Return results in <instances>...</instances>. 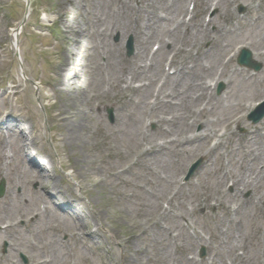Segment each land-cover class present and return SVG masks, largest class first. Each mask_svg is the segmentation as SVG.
<instances>
[{
	"label": "rangeland",
	"instance_id": "374dc122",
	"mask_svg": "<svg viewBox=\"0 0 264 264\" xmlns=\"http://www.w3.org/2000/svg\"><path fill=\"white\" fill-rule=\"evenodd\" d=\"M122 1L113 0L110 20L105 21L108 12L102 17L94 0H0V138L7 139L11 132L6 146L11 156L12 130L22 135L24 142L19 145L50 171L45 180L54 187L59 206H64L49 207V195L42 193L28 208L1 216L0 264L39 260L52 264L54 249L61 250L55 253V264H264V170L257 171L264 167V136H260L264 117L253 124L248 108L236 123L244 105L264 99V56H254L264 48V0H195L187 33L175 37H167L166 32L174 29L176 17L184 16L193 0H182L180 9L175 7L178 0H128L131 7ZM140 6L153 8L162 17L155 20L166 22L145 37L152 54L154 44L161 42L155 63L161 60L162 73L148 86L144 97L148 108L136 117L140 95L129 84H147L151 62L146 54L137 57L141 42L136 35L143 36L144 20L135 12ZM88 31L92 32L89 43L84 35ZM130 36L135 50L128 56ZM241 45H247L261 64L259 70L239 65L240 51L227 61ZM93 53L96 62L88 60ZM116 57L126 67L117 82L113 75L123 71L112 63ZM134 62L146 68L139 70ZM167 64L179 75L168 76ZM62 66L69 67L67 75ZM98 68L111 76L113 91L108 98H94L104 82L93 86L86 81V75ZM135 69L137 75L132 76ZM127 76L132 80L125 84ZM179 83L193 95L188 104L179 98ZM118 88L126 90L123 97L116 94ZM80 97L82 108L90 101L96 117L89 114L80 142L70 146L64 138L67 127L57 115L70 112L71 102H80ZM98 105L100 110L95 109ZM118 113L128 121L126 136L142 137H136L128 152L123 143L114 141L122 155L113 162L115 157L104 143L105 130L113 134L115 129L113 136L121 137ZM8 117L18 121V127L7 128ZM19 127L23 132L16 130ZM225 130L220 138L219 132ZM194 136L196 142L187 148L184 141ZM151 148L157 152L147 154ZM253 148L261 150V159L249 171L244 159ZM200 160L186 179L190 167ZM87 165L91 170L84 168ZM4 167L6 175L0 176V182L4 180L5 191L0 200L18 172L15 162ZM244 181L249 187L242 192ZM228 182L236 185L230 189ZM27 186L13 185L21 202H27L26 193L33 196L41 188L35 181ZM148 194L155 202L151 207L145 200ZM44 205L60 217H36ZM68 212L76 214L81 231L72 222L64 224L61 218ZM6 223L14 225L11 237L3 233ZM167 228L171 232L166 233ZM32 233L36 239L30 240ZM54 241L61 246L54 248Z\"/></svg>",
	"mask_w": 264,
	"mask_h": 264
},
{
	"label": "bare ground",
	"instance_id": "6f19581e",
	"mask_svg": "<svg viewBox=\"0 0 264 264\" xmlns=\"http://www.w3.org/2000/svg\"><path fill=\"white\" fill-rule=\"evenodd\" d=\"M113 3H114L113 0H94V6H95V8L97 10H99V13L101 14L102 17L107 16L106 15V12H108L109 7ZM121 4L123 6H126V7H131V2L128 1V0H123ZM181 5H182V0L176 1V4H175V7L176 8L178 7V9H180L181 8ZM178 9H174V12H178L179 11ZM73 10L75 11V9H73ZM116 12H117V10H116ZM116 12H114V16L116 15L115 14ZM135 12L138 13L139 16H141V18H142V15H143V18L142 19H144V20H141V24H140L141 33L143 34V36H140L139 34L136 35V37H138L140 39V42H141L139 44L140 46L138 45V48L139 49H138L137 57H142V56H144L146 54V57L148 58V56H149V54H148L149 48L147 49V47H146L148 40L145 37H148L147 35L151 33V30H153L154 27H159V28L160 27H163L164 24H165L163 22H166V21L165 20L164 21L155 20L157 18L158 19H160V18H159L158 15L155 14L154 9L153 8H150L148 6L145 7V8H143V9H142V6H140V7H138V9H135ZM107 14H108V18H106L105 21L106 20H110L109 19L110 13L108 12ZM98 20H101V18H98ZM110 23H112V22L109 21V24ZM142 25H144L146 27L145 28L146 31H144L142 29ZM118 28H119V26H118ZM197 28L199 29V26L198 25H197ZM187 29H188V25L184 21H179L178 20L177 21V28L166 32V36L167 37H169V36L175 37L174 34H179L180 32L182 34L187 33L186 32ZM144 34H146V35H144ZM84 35H87V42L89 43V41L92 38V32L91 31L90 32L88 31ZM158 37H159L160 40L161 39L162 40L165 39V38L163 39V37L161 36L160 32H158ZM262 39H264V38H262ZM221 48L224 51L227 50L226 47H221ZM88 52H90V51H88ZM218 54H219L218 51H216L215 54H214V56H218ZM254 56L256 58H259V56H264V51L263 52H258V53H256V55L254 53ZM117 57L115 58L114 61H112V63H114L115 66L117 64V66L120 67V68H117V67H115V68L116 69H119V70H122L123 72H121V74L117 72L116 74L113 75V79L116 82L118 81V78L117 77H119V76L121 77L123 75L122 73H124V70L126 68L124 64H121V62H119L120 57H119V59ZM156 59L157 58L154 56L153 59H152V61L155 62ZM88 60L89 61L91 60V62L92 61L96 62V56H95V54L94 53L91 54V56H89ZM229 61H231V59ZM134 64H135V66H137L139 68V70H141L142 68H146L145 66L144 67L138 66V62H134ZM161 66H162L161 60H157L156 63H154L153 65L147 67L148 69H150V70H148V74H146L147 80L149 82L147 84H144L143 86L140 85L138 87H133L134 90H138V95H140L139 98H138L139 99L138 102H140V103L135 102L136 105L134 107V112H135V116L136 117L140 116L141 113H143V111L146 108H148L147 107V104H146L147 102H145L144 97H145V94L148 92V89H149L148 86H150L151 84H153L154 78L157 76V74L162 73L161 72ZM62 67L63 68H62L61 71L62 72L65 71L64 72V75H67L68 72L66 73V71L68 70L69 67L68 68H67V66H62ZM130 69H132V68H130ZM131 72H132L131 73L132 76L137 75L136 74V69L135 70H131ZM75 74L78 75L77 77H80L79 73H76L75 72ZM59 75L60 76H63V73H60ZM176 75H179V74L177 73ZM86 76H87L86 77V81H88V83L92 84L93 86H97L99 82H102V83L104 82V84L101 87V89H98L99 91H97L95 93L94 98H99V99L100 98L101 99L108 98L109 94L112 93V91H113V88L111 86V84H112V81H111V78H110L111 76L106 75V73L102 72L100 68L96 69L95 71L89 72V74L86 75ZM132 76H131V80H132ZM129 78H130V76H127L125 78V80H124V83L125 84H127L129 82L128 81ZM168 78L169 77H167L165 80H167ZM179 78L180 77H174L173 79L175 81H177ZM183 80L180 81V82H183ZM131 82H135V81H131ZM119 83H121V82H119ZM184 87H185L184 83H179L178 89L181 90L180 91L181 94L179 95V98L181 97L182 100H183V103L188 104L190 98L193 95L191 94V91L190 90L184 89ZM74 89L75 90H79L80 88L78 86H76ZM125 91L126 90L124 88H118V91H117L116 94L117 95L119 94V95H121L123 97V94H124ZM79 99H80V102H77L76 100L71 102L72 105L70 106V109H69L70 112L66 111L65 113H59V115H57L58 120L60 122H63L64 123V126L67 127L66 135L64 136V138L66 139L68 145H70V146H77L78 143L80 142V140H81V138H80L81 131L83 129H85L86 123L90 119L89 114H91L92 116H95L96 117L95 114H93L92 112H90V109L94 110V107L93 108L90 107V101H88V100L86 101V104H85L86 106H84V109L87 110V108H88V110H89V111H86V110H84L82 108V106L84 105L83 102H81L83 98L80 97ZM99 105H98V107L95 108L96 110H98V109L100 110L101 106H99ZM237 105H238V103H236L234 105V107H236ZM248 107L249 106L244 105L241 108V112L239 113V116L236 119V122L239 123V122H241L243 120V118H244L243 117V113L247 111V108ZM116 119L118 121L117 122L118 123V126H120V128H121V129H119V131L121 133V135H120L121 137L118 138L117 136H113L114 133H115V131H116L115 129L114 130L112 129L113 130L112 132H114L113 134L111 132H108V130H105L106 131V137H105V141H104V143L106 142L105 144L108 145V150H110V154L109 155L111 157H115L114 160H112L113 162L114 161H117V159H119V155L121 153L119 151L120 149L117 150V144H115L114 141H116V140L118 141L119 140L121 143H123V145L126 146V151L128 152L129 151V146L131 144L135 143L136 137L137 138H141L142 137V136H131V135L126 136V130H127V126H128V121L126 119H124L121 116L120 113L117 114V118ZM133 120L134 119H132V121ZM164 122L167 123L165 120H164ZM69 123H70V126L73 125L72 129H70L68 127V124ZM18 124H19L18 121H16L15 119H10V117H8V119H6V124L5 125L8 128L9 126H12V127H16L17 126L18 127ZM170 124H173V123H170ZM16 130L19 131L20 133L23 132V131H21V127L16 128ZM0 133L3 134L1 130H0ZM12 133H13L12 135H13V138H14V144L11 141H9L10 147H8L9 150L12 152V155L11 156H9L7 154L8 151L6 149L7 139H10L12 137L10 135L11 132L10 133L9 132L7 133V135L9 134L7 136V139L4 138V139H6V142H4L5 145L3 144V140H4V139L2 140L3 137L0 138L1 139L0 140V176L1 175L2 176H5L6 175V173L3 172V167L4 166H7V168H8L9 164H11L13 162L16 163L17 168H18V172H17V174L14 177L15 178V181H14V179H9V185H10V187L6 191V194H5L4 198L2 200H0V217L3 216V215L10 216L12 214V212H14L15 210L20 212L24 208H28L29 204L30 203H34V201L36 200L35 198L37 196H39V198H40V195L42 193L49 195V200H48L49 207H51V205H53L54 207L57 206V208L59 210H62V207H64V206H62L61 203H60V206H59V203H58L60 201L59 197L57 195L56 196L53 195V193H52V190L54 189V187L49 188L50 184H48L47 181L45 180V175H47V177H48V174L50 173V171L46 167L41 166V164H39L36 161L35 157L32 154H29V155L26 154L27 151H26V153H24L26 149L24 148V146H22V147L20 146L21 144H23L21 142H24V141H22V135L18 134L14 130H12ZM202 135L204 136L205 134L204 133L203 134H198V138L203 137ZM260 136H264V133H261ZM107 138H109L111 140L108 141ZM196 139H197L196 136H194L192 138H190V137L186 138V140L184 141L185 146H187V148L189 146H193L194 143L196 142ZM155 148L148 149L146 151V153L147 154H154V153H156L157 152V149H155ZM259 148H260V146H259ZM131 151L132 150L130 149V152ZM260 151L261 150H258L256 148H253V149L249 150V152L246 154V157L244 159V165L246 166V168H248L249 171H250V167L255 166L256 165V162L259 159H261ZM19 153H20L21 156L19 155ZM121 155H122V153H121ZM141 156H142V154H141ZM153 159L155 161V159H157V156L154 157ZM3 162H4V164H3ZM84 168H88V170H91L90 167H89V165H87V167H84ZM263 170H264V167H263L262 170H259L258 169L257 171L258 172H262ZM123 172L128 173L127 168H125L123 170ZM122 174H124V173H122ZM26 177H28V178L26 179ZM33 181L40 182V185H41L40 187L41 188L38 191L39 193L38 192H34L33 193V196H30L29 194L26 193L25 194V197L27 198V202H25V201H22L21 202V198H22L20 196L21 194L18 195L15 192H13V190H14V188H13L14 183H16L17 186L19 184L22 185V187L25 189V188L28 187L27 184L29 186H31V182H33ZM164 184H165V186H167L169 184V180L165 181ZM235 185H236V183H235ZM248 185L249 184H247L244 181L242 187H244V188L249 187ZM150 197L151 196H149V194H148V196L145 197V200H146L148 206L151 207V205H153V203L155 205V202H152L153 200H151ZM153 197H157V196H154L153 195ZM15 199H17V202L15 201ZM69 206L71 207V205H69ZM70 207H68V208H70ZM40 210H41V213H37V215H36V217H38V218L41 217V216L43 217L44 215L46 217H48V218H50L51 216L60 217L59 216L60 214H57L58 211L57 210L55 211V209L52 212L48 208H43V209H40ZM66 215H67V217L66 216H63L61 218L62 220H64V222H65L64 224L71 223L72 222L74 228L79 229L81 231V228L80 227H82V226L81 225L79 226L76 223V219H75L76 218L75 217L76 214L74 215V213L68 212ZM34 216L35 215L33 214L32 218ZM174 218H177V217H174ZM3 222H7V221L6 220L5 221L3 220ZM13 229H14V225L13 224H7V226L4 228V232L3 233H5V234H7V235H9L11 237L12 235H14L13 233L12 234L10 233V231L13 230ZM164 231L166 233L171 232V230L168 229V228L166 230H164ZM20 233L21 232H19V231L17 232V234H20ZM58 233H59V231H58ZM79 234H81V233H79ZM35 236H36L35 233L30 234V236H29L30 237V240L33 239V238H35ZM73 236L75 237V235H73ZM173 238L174 237H172V239ZM53 243H54L53 244L54 245V248H56V246L57 247L58 246H61V244H58V242H56V241H54ZM29 248L32 249V248H34V246L31 244V247H29ZM61 248L63 249V246ZM138 249H140L139 246H138ZM60 251H61L60 249H54L51 252V253H53V255L55 257L54 261L51 262L52 264H55V261L57 262V256H56L55 253H57V254L58 253H61ZM47 262H48L47 260H39L35 264H46Z\"/></svg>",
	"mask_w": 264,
	"mask_h": 264
},
{
	"label": "water",
	"instance_id": "95a60500",
	"mask_svg": "<svg viewBox=\"0 0 264 264\" xmlns=\"http://www.w3.org/2000/svg\"><path fill=\"white\" fill-rule=\"evenodd\" d=\"M243 63H249L246 58L243 59Z\"/></svg>",
	"mask_w": 264,
	"mask_h": 264
}]
</instances>
